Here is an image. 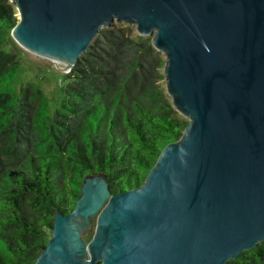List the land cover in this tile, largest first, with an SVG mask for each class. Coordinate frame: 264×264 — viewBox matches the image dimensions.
I'll return each instance as SVG.
<instances>
[{
    "label": "water",
    "instance_id": "water-1",
    "mask_svg": "<svg viewBox=\"0 0 264 264\" xmlns=\"http://www.w3.org/2000/svg\"><path fill=\"white\" fill-rule=\"evenodd\" d=\"M8 1L11 39L72 67L100 29L152 37L189 121L142 185L111 195L104 177L85 178L34 264H225L264 241V0Z\"/></svg>",
    "mask_w": 264,
    "mask_h": 264
},
{
    "label": "trees",
    "instance_id": "trees-1",
    "mask_svg": "<svg viewBox=\"0 0 264 264\" xmlns=\"http://www.w3.org/2000/svg\"><path fill=\"white\" fill-rule=\"evenodd\" d=\"M14 7L0 0V264H34L85 178L104 177L111 195L142 185L188 122L165 92L162 54L124 24L98 31L52 113L36 85L17 96ZM225 264H264V241Z\"/></svg>",
    "mask_w": 264,
    "mask_h": 264
},
{
    "label": "rangeland",
    "instance_id": "rangeland-1",
    "mask_svg": "<svg viewBox=\"0 0 264 264\" xmlns=\"http://www.w3.org/2000/svg\"><path fill=\"white\" fill-rule=\"evenodd\" d=\"M16 18L18 20L17 13ZM131 28L133 29V37L136 39L140 35L135 32L133 27ZM13 46L14 52L21 59L20 66H18L16 78L13 82V89L16 95H21L22 88L26 84L36 85L41 90L43 96L48 100L50 108L49 112L52 113L53 110H56L59 107L61 97L63 96V89L65 88V85L68 81L67 75L69 72H63L61 70V67H58L57 64L53 62V60L28 52L27 49L19 46L14 41ZM3 50L9 51L10 45L3 46ZM177 116L179 117V119L189 122L180 113H178ZM108 199L109 197H106V199H104V201L102 202L99 211L89 217L87 221L88 226L86 227L84 233L81 235V239L84 244L88 243L91 240L96 228L97 215L105 207ZM87 256L88 255L84 256V258L86 259Z\"/></svg>",
    "mask_w": 264,
    "mask_h": 264
},
{
    "label": "bare ground",
    "instance_id": "bare-ground-1",
    "mask_svg": "<svg viewBox=\"0 0 264 264\" xmlns=\"http://www.w3.org/2000/svg\"><path fill=\"white\" fill-rule=\"evenodd\" d=\"M40 56H42V55H40ZM45 58H47V57H45ZM49 59L53 60V62L56 63L58 67H61V70L63 72H68L70 67H72L71 62H61V61H57V59H52V58H49Z\"/></svg>",
    "mask_w": 264,
    "mask_h": 264
}]
</instances>
